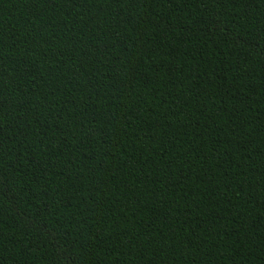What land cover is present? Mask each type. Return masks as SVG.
I'll return each mask as SVG.
<instances>
[{
	"label": "trees",
	"instance_id": "1",
	"mask_svg": "<svg viewBox=\"0 0 264 264\" xmlns=\"http://www.w3.org/2000/svg\"><path fill=\"white\" fill-rule=\"evenodd\" d=\"M0 264H264V0H0Z\"/></svg>",
	"mask_w": 264,
	"mask_h": 264
}]
</instances>
